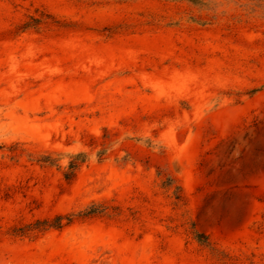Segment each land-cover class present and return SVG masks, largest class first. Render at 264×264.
I'll return each mask as SVG.
<instances>
[{
	"label": "rangeland",
	"instance_id": "1",
	"mask_svg": "<svg viewBox=\"0 0 264 264\" xmlns=\"http://www.w3.org/2000/svg\"><path fill=\"white\" fill-rule=\"evenodd\" d=\"M0 264H264V0H0Z\"/></svg>",
	"mask_w": 264,
	"mask_h": 264
},
{
	"label": "trees",
	"instance_id": "2",
	"mask_svg": "<svg viewBox=\"0 0 264 264\" xmlns=\"http://www.w3.org/2000/svg\"><path fill=\"white\" fill-rule=\"evenodd\" d=\"M86 157L84 154H79L78 156L74 157L69 164L67 172H65L64 176L67 181H71L75 175L77 170L79 169L80 165L84 163ZM87 215L94 214V211L86 213ZM63 217H56L54 220H42L37 221L34 225L36 230H46L48 228L60 229L63 227ZM67 222L70 223L71 219L66 218Z\"/></svg>",
	"mask_w": 264,
	"mask_h": 264
}]
</instances>
